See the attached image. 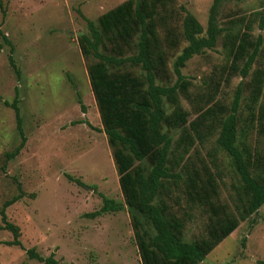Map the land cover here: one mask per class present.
<instances>
[{
	"label": "trees",
	"instance_id": "trees-1",
	"mask_svg": "<svg viewBox=\"0 0 264 264\" xmlns=\"http://www.w3.org/2000/svg\"><path fill=\"white\" fill-rule=\"evenodd\" d=\"M231 1L211 0L204 27L175 0H123L95 21L82 16L86 30L77 44L122 196L118 202L99 194L101 206L86 215L125 208L140 264H197L264 203L263 152L248 143L251 131L264 136V0L251 11L223 9ZM254 23L262 34L252 33ZM218 43L222 64L193 91L181 69ZM7 60L18 76L10 54ZM232 76L239 81L225 105L219 97ZM18 101L16 86L11 101H2L19 135L5 160L24 142ZM226 175L230 204L218 198ZM16 191L0 205V228L11 234L3 243L21 247L5 214L24 195L17 183ZM193 211L204 219L188 238ZM25 254L61 264L52 253Z\"/></svg>",
	"mask_w": 264,
	"mask_h": 264
},
{
	"label": "rangeland",
	"instance_id": "rangeland-1",
	"mask_svg": "<svg viewBox=\"0 0 264 264\" xmlns=\"http://www.w3.org/2000/svg\"><path fill=\"white\" fill-rule=\"evenodd\" d=\"M122 1L0 0V31L12 45L9 53L0 37V205L17 192L16 183L24 193L5 208L7 220L19 229L21 247L3 243L11 234L0 228V264H43L29 259L27 248L43 257L52 253L61 264H140L125 208L86 215L101 206L99 194L118 202L122 196L77 37L86 30L82 16L95 21ZM175 2L205 26L211 0ZM260 2L232 0L223 9L251 11ZM262 32L254 23L252 33ZM222 61L218 43L186 61L181 73L192 81L194 91ZM260 61L264 65V37ZM238 81L232 76L224 84L219 98L225 105ZM15 86L24 142L15 156L5 160V152L19 142L13 112L2 104L11 101ZM262 89L264 98V83ZM181 102L188 110L185 100ZM248 143L263 152L264 159V136L251 131ZM200 155L206 159L204 150ZM227 176L218 198L230 204ZM193 213L188 238L201 231L204 219ZM197 264H264V203Z\"/></svg>",
	"mask_w": 264,
	"mask_h": 264
}]
</instances>
